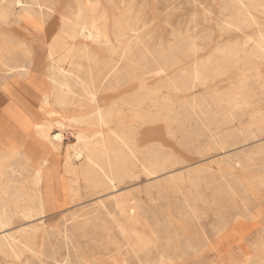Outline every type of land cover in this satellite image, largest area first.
<instances>
[{
	"label": "rangeland",
	"instance_id": "374dc122",
	"mask_svg": "<svg viewBox=\"0 0 264 264\" xmlns=\"http://www.w3.org/2000/svg\"><path fill=\"white\" fill-rule=\"evenodd\" d=\"M26 1L0 0V84L49 81L38 130L74 202L43 219L41 169L29 192L19 160L0 168V264H264V0H99L123 42L62 61L48 39L82 0ZM89 70L94 96L68 93Z\"/></svg>",
	"mask_w": 264,
	"mask_h": 264
},
{
	"label": "crops",
	"instance_id": "0c3cea01",
	"mask_svg": "<svg viewBox=\"0 0 264 264\" xmlns=\"http://www.w3.org/2000/svg\"><path fill=\"white\" fill-rule=\"evenodd\" d=\"M38 75L36 86L41 88V93L34 89L32 81L0 84V168L10 166L13 159L19 160L18 173L24 177L18 182L29 183L26 186L29 192L34 189L36 170L41 169L36 192L41 195L45 219L71 210L74 199L61 156L37 129L51 119L49 103L44 106L43 98L50 83Z\"/></svg>",
	"mask_w": 264,
	"mask_h": 264
},
{
	"label": "bare ground",
	"instance_id": "6f19581e",
	"mask_svg": "<svg viewBox=\"0 0 264 264\" xmlns=\"http://www.w3.org/2000/svg\"><path fill=\"white\" fill-rule=\"evenodd\" d=\"M6 1V0H5ZM28 1V0H27ZM26 1V2H27ZM36 1V0H34ZM16 2V1H15ZM37 2V1H36ZM22 3V2H21ZM19 4V3H18ZM40 4V3H39ZM100 1L99 0H95V1H89V0H82V2L80 3L77 11L74 14V20L71 21L70 19H67L66 25L69 27L68 29V35L66 37L65 42L61 40L60 35L58 34L59 32H56V34L50 39L48 36V31H46V29H44V32L42 33V35L44 37L47 36L48 39V48H49V52H48V56L53 60L54 59V55H58L62 61L63 60H67L69 58H71L72 54L74 53V51L77 50V43H75L77 40H80L82 42V49L80 48V51H83L84 54L88 55L87 57L90 58L91 56H97L96 52L92 51V48L90 47L89 43L92 40L93 42H96L100 35L102 34V38L100 40V43L102 46H104L105 48H110L114 45V42L112 41V38H115L116 43L117 44H121L123 42V37L125 36V34H118L115 35L114 33H111L110 31V25L108 26V22L109 19L106 18V14H102L100 13V7H99ZM14 5V4H13ZM21 5V4H20ZM30 5V4H29ZM255 7V6H254ZM42 9V8H41ZM43 11V10H42ZM43 14V13H42ZM22 15V14H21ZM104 21V22H103ZM44 23V22H43ZM74 24L75 26L78 27V35L75 36V33L71 31L72 27L71 25ZM22 25V24H21ZM126 41V40H125ZM263 41V40H262ZM264 43V42H263ZM260 50V49H259ZM262 51V50H261ZM93 59V57H92ZM95 59V58H94ZM27 61V60H26ZM54 61V60H53ZM4 65H6V63H3ZM53 67V65H52ZM55 68V67H54ZM23 70H25L23 67L21 68ZM83 69V68H80ZM53 70V69H52ZM55 71L57 69H54ZM61 71V70H60ZM60 71H58L60 73ZM112 71V70H111ZM110 71V72H111ZM91 70L86 71V72H82L80 71L79 73H73L72 71H67V79L66 83L64 84L65 89L67 90L68 93H70L71 95L74 94L73 90L70 87V82L71 80H77L78 84L80 87H82V89L84 90V92H86V95H89L90 98H92L94 96V83L92 82L94 80V76L91 74ZM108 72L106 74V76L109 75ZM55 73V72H54ZM89 73V75H88ZM58 75V73L56 74ZM62 75V74H61ZM60 75V76H61ZM87 76V78L90 79L91 83H87L85 82V76ZM54 76V75H53ZM52 77V76H51ZM65 77V76H63ZM54 79V77H53ZM56 79V78H55ZM57 80V79H56ZM54 81V80H53ZM57 83V82H55ZM58 84V83H57ZM60 84V83H59ZM59 88V86H58ZM61 88V86H60ZM54 91V90H53ZM60 89H59V93L60 94ZM96 91V90H95ZM53 94V93H52ZM57 94V95H58ZM56 95V96H57ZM58 97V96H57ZM44 98V97H43ZM70 98H72V96H70ZM46 100L47 98H44V106L46 105ZM58 100V99H57ZM57 102V101H56ZM98 115V120L99 123L102 124H106L104 121V117L102 115V113L100 111L97 112ZM76 122V120H75ZM78 123V122H77ZM35 126V125H34ZM44 126V125H43ZM42 124H40L37 129H42L43 128ZM50 133V132H49ZM50 136V135H49ZM78 137V136H77ZM55 139L59 142H61L63 140V134H58L55 136ZM121 141L123 142V145L128 146V143L126 142L125 139L120 138ZM65 140V139H64ZM79 140V139H78ZM80 141V140H79ZM101 143L104 142V140L102 139L100 141ZM105 143V142H104ZM129 153V152H128ZM82 151H76L75 157L77 159L82 158ZM167 164V163H166ZM99 170L100 172L105 176V179L108 181L109 185L113 188H116V177L113 174H109V172L106 170V168L99 166ZM155 175V174H154ZM189 175V174H188ZM191 175V174H190ZM151 177V176H150ZM37 178V177H36ZM174 178V177H173ZM39 179V178H38ZM37 181V180H36ZM35 181V182H36ZM18 194V193H17ZM33 212V211H32ZM25 213V212H24ZM134 211H131V214H133ZM194 213V212H193ZM43 214V213H42ZM23 215V214H22ZM39 215V214H38ZM26 218V217H25ZM28 218V216H27ZM30 219V218H29ZM44 219V218H43ZM6 220V218H5ZM27 220V219H26ZM2 224V222H1ZM4 225V224H3ZM28 229V228H26ZM6 230V229H5ZM25 230V229H24ZM219 231V229H218ZM29 234V233H28ZM13 236V235H12ZM11 237V236H10ZM6 238V237H5ZM13 237H11L12 239ZM24 238V237H23ZM14 241V240H13ZM19 242V241H18ZM1 244V243H0ZM6 244V243H5ZM20 244V243H19ZM2 246V245H1ZM11 246V245H10ZM18 246V245H17ZM22 246V245H21ZM2 248V247H0ZM27 248V247H26ZM32 248V247H31ZM187 248V247H186ZM13 250V249H12ZM19 250V249H18ZM36 251V250H35ZM159 251V250H158ZM13 252V251H12ZM2 253V252H1ZM9 254V253H8ZM15 254V252H14ZM17 254V253H16ZM35 254V253H34ZM19 258V257H18ZM182 259V258H181ZM149 261V260H148Z\"/></svg>",
	"mask_w": 264,
	"mask_h": 264
}]
</instances>
